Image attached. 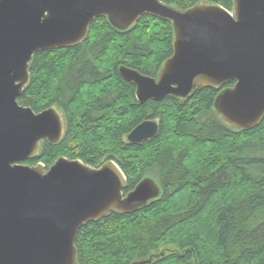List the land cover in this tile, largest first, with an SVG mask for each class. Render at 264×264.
<instances>
[{
	"label": "trees",
	"instance_id": "16d2710c",
	"mask_svg": "<svg viewBox=\"0 0 264 264\" xmlns=\"http://www.w3.org/2000/svg\"><path fill=\"white\" fill-rule=\"evenodd\" d=\"M162 1L184 11L199 2L234 7V0ZM173 40L172 23L159 17L144 15L127 31L101 17L80 45L39 51L30 64L19 103L36 113L56 106L67 128L25 164L113 160L127 178L125 194L148 176L162 190L134 212L82 226L79 264H264V120L236 130L219 118L215 99L234 82L196 89L185 100L141 103L120 74L125 65L157 77ZM148 119L158 121L157 137L130 143L129 133Z\"/></svg>",
	"mask_w": 264,
	"mask_h": 264
},
{
	"label": "water",
	"instance_id": "95a60500",
	"mask_svg": "<svg viewBox=\"0 0 264 264\" xmlns=\"http://www.w3.org/2000/svg\"><path fill=\"white\" fill-rule=\"evenodd\" d=\"M144 15L170 21L174 40L157 77L120 66L139 102L185 100L196 89L234 82L215 99L219 118L236 130L263 122L264 0H234L233 10L199 2L185 11L162 0H0V264H79L82 226L161 196L150 176L125 194L127 178L113 160L100 167L67 157L49 169L25 164L45 141L58 144L67 123L56 106L36 113L18 101L36 53L80 45L97 18L127 31ZM159 131L148 119L127 139L141 144Z\"/></svg>",
	"mask_w": 264,
	"mask_h": 264
}]
</instances>
